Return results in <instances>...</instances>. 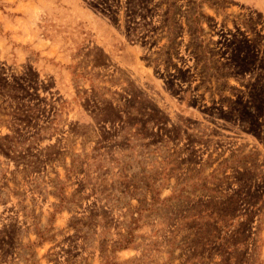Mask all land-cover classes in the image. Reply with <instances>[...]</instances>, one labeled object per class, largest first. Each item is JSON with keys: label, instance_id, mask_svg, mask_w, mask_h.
<instances>
[{"label": "rangeland", "instance_id": "obj_1", "mask_svg": "<svg viewBox=\"0 0 264 264\" xmlns=\"http://www.w3.org/2000/svg\"><path fill=\"white\" fill-rule=\"evenodd\" d=\"M0 264H264V0H0Z\"/></svg>", "mask_w": 264, "mask_h": 264}]
</instances>
